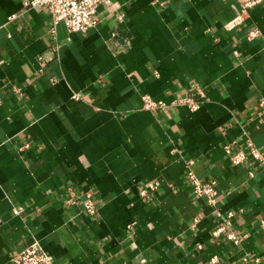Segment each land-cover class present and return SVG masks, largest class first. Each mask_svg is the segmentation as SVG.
Here are the masks:
<instances>
[{
  "label": "crops",
  "instance_id": "0c3cea01",
  "mask_svg": "<svg viewBox=\"0 0 264 264\" xmlns=\"http://www.w3.org/2000/svg\"><path fill=\"white\" fill-rule=\"evenodd\" d=\"M239 12L237 0H109L95 28L52 33L47 10L0 0V264L33 245L53 264H264V169L224 152L245 131L264 159V2L226 29ZM194 85L195 111L143 108ZM189 169L215 181L214 207ZM68 186L92 192L96 215L64 206ZM217 212L234 213L240 244L212 235Z\"/></svg>",
  "mask_w": 264,
  "mask_h": 264
},
{
  "label": "built area",
  "instance_id": "2783aa9c",
  "mask_svg": "<svg viewBox=\"0 0 264 264\" xmlns=\"http://www.w3.org/2000/svg\"><path fill=\"white\" fill-rule=\"evenodd\" d=\"M240 4V12L231 21L225 24L228 30L234 29L236 26L243 23L248 17L250 10L263 3L264 0H237ZM109 3V0H23V7L26 9L41 7L47 10L53 21L51 32H54L57 23H63L66 30L70 33L82 32L95 28L99 23L98 8L100 5ZM259 35V30L256 28L251 29L246 34V39L253 40ZM40 66H43L45 60L43 57L37 58ZM12 90L17 95H22L23 90L21 87L13 85ZM199 93L196 85L188 89L183 97H179L167 104L163 101H155L149 96H143V108L147 110L154 109H167L177 105L186 106L190 111H195L199 108L200 103L195 99L196 94ZM258 109L264 111V98H258ZM222 130V129H220ZM245 137L244 145L238 146L236 141L224 146V152L229 157V160L234 165H241L249 162L252 165H257L264 169V159L262 153L255 147L253 142L247 137V133L243 131ZM23 147H27L24 145ZM253 171H249V175L253 176ZM186 177L192 187V191L198 197H205L209 206L214 207L218 202V192L215 187L214 180L202 181L199 179L192 170L186 171ZM158 183H153L149 186L150 190H156ZM64 206L71 207L81 204L83 213L87 216H94L98 211V205L93 197L91 191H77L74 187L68 186L66 188ZM16 213V212H15ZM217 214V219L220 220V225L212 230V235L217 238L221 234L234 244L238 245L242 242L244 236H238L233 229L232 219L233 212H228L226 215ZM132 224L128 225V228ZM201 245L198 248L201 249ZM244 260V259H243ZM12 264H53L52 257L44 251L39 245H33L25 248L21 252L10 258ZM215 258H211L207 264H214Z\"/></svg>",
  "mask_w": 264,
  "mask_h": 264
}]
</instances>
